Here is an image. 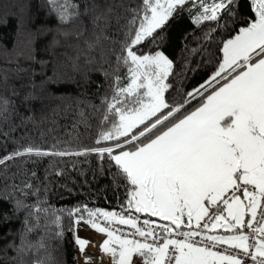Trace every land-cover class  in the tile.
<instances>
[{
    "label": "snow or ice",
    "instance_id": "obj_1",
    "mask_svg": "<svg viewBox=\"0 0 264 264\" xmlns=\"http://www.w3.org/2000/svg\"><path fill=\"white\" fill-rule=\"evenodd\" d=\"M189 2L195 0H141L132 10L121 49L125 54L117 58L128 66L130 82L112 96L104 117H114L112 126L96 141L114 146L76 152L28 146L14 153L108 156L129 186L121 212L84 206L69 215L80 213L75 227L106 236L99 249L111 264H246V258L264 264V0H251L255 17L223 42L217 70L187 94L203 97L202 103L182 112L184 105H170L165 98L173 61L163 51L138 55L134 48L144 41L162 42V30ZM234 2L199 0L203 11L196 22L218 21ZM75 15L65 8L59 19L67 23ZM101 19L96 16L93 23ZM133 211L164 223L140 221ZM117 225L134 231L125 233ZM74 242L84 264H95L86 252L91 241L74 235Z\"/></svg>",
    "mask_w": 264,
    "mask_h": 264
},
{
    "label": "trees",
    "instance_id": "obj_2",
    "mask_svg": "<svg viewBox=\"0 0 264 264\" xmlns=\"http://www.w3.org/2000/svg\"><path fill=\"white\" fill-rule=\"evenodd\" d=\"M140 3L0 0V264H81L74 242L80 213H69L84 206L121 212L129 186L107 155L14 153L28 146L66 152L114 146L96 141L112 126L114 117L104 119L112 96L130 82L128 66L117 58L125 54L127 25ZM65 8L77 15L61 23ZM202 11L199 0L186 3L162 30V42L134 48L138 55L163 51L173 61L165 98L184 105L182 112L202 103L203 97L187 94L217 70L223 42L255 17L251 0H235L218 21L197 23ZM96 16L104 19L93 23ZM90 43L96 46L89 49ZM86 252L93 255L91 248Z\"/></svg>",
    "mask_w": 264,
    "mask_h": 264
},
{
    "label": "built area",
    "instance_id": "obj_3",
    "mask_svg": "<svg viewBox=\"0 0 264 264\" xmlns=\"http://www.w3.org/2000/svg\"><path fill=\"white\" fill-rule=\"evenodd\" d=\"M138 217H139L140 221H143V219L147 218V219L157 220L158 223H164L163 221H159L158 219H153V218H150V217H140V216H138ZM82 227H88V226H82ZM117 227L122 228L125 233L134 231V230L128 228L127 226L117 225ZM75 228H76V231H77L78 227H75ZM92 230H93V233H95V230L94 229H92ZM137 238L139 239V237H137ZM176 238H179V237H176ZM197 239H199V237H197ZM91 249L93 250V252L91 254L94 253L92 255V257L95 258V264H111L110 259L107 256H104V254L100 252L98 243L95 242V245L94 246L92 245ZM79 258H80L81 264H84V258L80 254V252H79ZM246 264H252V262L249 259L246 258Z\"/></svg>",
    "mask_w": 264,
    "mask_h": 264
},
{
    "label": "crops",
    "instance_id": "obj_4",
    "mask_svg": "<svg viewBox=\"0 0 264 264\" xmlns=\"http://www.w3.org/2000/svg\"><path fill=\"white\" fill-rule=\"evenodd\" d=\"M156 218V217H155ZM82 226H84V225H81V226H79L77 229H78V231H79V233H80V236L82 237V238H84L85 236H86V234L89 232V233H93V230L90 228V227H82ZM184 230H188V229H184ZM245 231H247V229H245ZM96 232V231H95ZM97 233V232H96ZM216 233L217 234H225L224 233V230L223 229H218V230H216ZM98 235H101L102 237H104V238H106V236L104 235V234H101V233H97ZM211 234V233H210ZM99 241V240H98ZM95 244H93V246H94ZM94 254V253H93ZM94 260H95V258H94Z\"/></svg>",
    "mask_w": 264,
    "mask_h": 264
},
{
    "label": "rangeland",
    "instance_id": "obj_5",
    "mask_svg": "<svg viewBox=\"0 0 264 264\" xmlns=\"http://www.w3.org/2000/svg\"><path fill=\"white\" fill-rule=\"evenodd\" d=\"M84 238L91 241L88 248H92V245L95 244V242L100 245L101 243H103V240L106 239V238L102 237L101 235H98L96 232L95 233H89L88 232Z\"/></svg>",
    "mask_w": 264,
    "mask_h": 264
},
{
    "label": "water",
    "instance_id": "obj_6",
    "mask_svg": "<svg viewBox=\"0 0 264 264\" xmlns=\"http://www.w3.org/2000/svg\"><path fill=\"white\" fill-rule=\"evenodd\" d=\"M134 212V211H133ZM135 213V212H134ZM135 214H138V213H135Z\"/></svg>",
    "mask_w": 264,
    "mask_h": 264
}]
</instances>
